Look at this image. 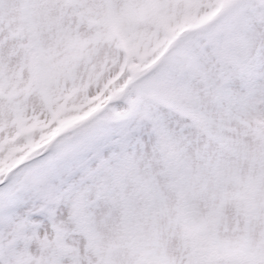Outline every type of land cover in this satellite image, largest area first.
Returning a JSON list of instances; mask_svg holds the SVG:
<instances>
[{"label":"snow or ice","instance_id":"obj_1","mask_svg":"<svg viewBox=\"0 0 264 264\" xmlns=\"http://www.w3.org/2000/svg\"><path fill=\"white\" fill-rule=\"evenodd\" d=\"M0 264H264V0H0Z\"/></svg>","mask_w":264,"mask_h":264}]
</instances>
